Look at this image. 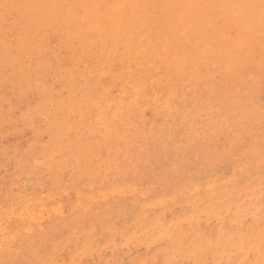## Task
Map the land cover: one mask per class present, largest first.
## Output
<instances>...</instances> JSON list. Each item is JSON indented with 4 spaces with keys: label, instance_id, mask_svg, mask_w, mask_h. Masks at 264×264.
Listing matches in <instances>:
<instances>
[{
    "label": "rangeland",
    "instance_id": "obj_1",
    "mask_svg": "<svg viewBox=\"0 0 264 264\" xmlns=\"http://www.w3.org/2000/svg\"><path fill=\"white\" fill-rule=\"evenodd\" d=\"M0 229V264H264V0H0Z\"/></svg>",
    "mask_w": 264,
    "mask_h": 264
},
{
    "label": "bare ground",
    "instance_id": "obj_2",
    "mask_svg": "<svg viewBox=\"0 0 264 264\" xmlns=\"http://www.w3.org/2000/svg\"><path fill=\"white\" fill-rule=\"evenodd\" d=\"M152 51H154V50H152ZM149 58V57H148ZM153 58V57H152ZM230 59V58H229ZM151 60V59H150ZM155 60V59H154ZM175 62V61H174ZM178 62V61H177ZM179 64V63H178ZM196 64V63H195ZM234 64V63H233ZM197 65V64H196ZM195 65V66H196ZM194 66V65H193ZM179 68V67H178ZM186 68V67H185ZM193 68V67H192ZM196 68V67H195ZM136 69H138V66H136ZM194 69V68H193ZM192 69V70H193ZM179 70H180V68H179ZM178 70V71H179ZM191 70V71H192ZM182 71V70H181ZM196 71V70H195ZM189 72V74H190V71H188ZM177 75H179L180 73H176ZM181 75V74H180ZM184 76V75H183ZM185 76H188V74L187 75H185ZM195 76V75H194ZM255 76V75H254ZM178 77V76H177ZM181 77V76H180ZM197 77V76H196ZM161 78V77H160ZM180 79H182V78H180ZM189 79V78H188ZM197 79V78H196ZM179 80V79H178ZM186 80V79H185ZM190 80V79H189ZM194 80V79H193ZM192 80V81H193ZM177 81V80H176ZM128 81H125V85H126V83H127ZM130 82V81H129ZM180 82H181V80H180ZM200 82V81H199ZM201 82H203V80L201 81ZM131 84V83H130ZM130 84H128V85H130ZM164 84V83H163ZM181 84V83H180ZM190 85V84H189ZM156 86V85H155ZM182 86V85H181ZM181 86H179L180 88H181ZM184 86V85H183ZM164 87H165V85H164ZM191 87V86H190ZM192 87H193V85H192ZM194 87H195V85H194ZM210 87V86H209ZM173 88H175V86L173 87ZM189 87H187L186 89H188ZM178 89V88H177ZM189 90V89H188ZM211 90V89H210ZM221 90V89H220ZM145 91V90H144ZM170 91V90H169ZM181 91V90H180ZM185 91V90H184ZM190 91V90H189ZM230 91V90H229ZM153 92V91H152ZM194 92V91H193ZM227 92H228V90H227ZM179 93V92H178ZM156 94V93H155ZM168 94V93H167ZM167 94H166V96H167ZM172 93L170 92V95H171ZM182 94H183V92H182ZM181 94V95H182ZM215 94V93H214ZM139 95V94H138ZM159 95V94H158ZM184 95V94H183ZM182 95V96H183ZM198 95V94H197ZM261 95V94H260ZM134 96H136V95H134ZM154 96V95H153ZM164 96V95H163ZM165 96V97H166ZM259 96V95H258ZM139 97V96H138ZM155 97V96H154ZM160 96H157V98H159ZM172 97V96H171ZM174 97V96H173ZM172 97V99L174 100V98ZM175 97H177V96H175ZM263 97V96H262ZM135 98V97H134ZM133 98V99H134ZM148 98H150V97H148ZM156 98V97H155ZM168 98V97H167ZM182 98V97H181ZM185 98V97H184ZM254 98V97H253ZM259 98H260V96H259ZM132 99V100H133ZM147 99V98H146ZM164 99V98H163ZM169 99H171L170 97H169ZM183 99V98H182ZM221 99V98H220ZM238 99V98H237ZM176 100H177V98H176ZM255 100V99H254ZM134 101V100H133ZM132 101V102H133ZM179 101H180V99H179ZM184 101V100H183ZM225 101V100H224ZM237 102H238V100H236ZM135 102V101H134ZM134 102H133V104H134ZM172 102V101H171ZM129 103H131V102H129ZM128 103V104H129ZM159 103V102H158ZM160 103H162L161 101H160ZM159 103V108H160V110L159 111H163L164 110V112L165 111H168V112H170V113H173V111L171 110L172 109V106H170V102H169V100H166V102L165 103H163V105H161ZM235 103V102H234ZM148 104V103H147ZM146 104V105H147ZM152 104L154 105V103L152 102ZM245 104V103H244ZM243 104V105H244ZM137 105H139V104H137ZM155 105H157V104H155ZM175 105V104H174ZM177 105V104H176ZM127 106V105H126ZM181 106V105H180ZM206 106V105H205ZM204 106V107H205ZM121 107V106H120ZM127 107H130V106H127ZM136 107V106H135ZM145 107V106H144ZM148 107H150V106H148ZM154 107V106H153ZM156 107V106H155ZM154 107V108H155ZM171 107V108H170ZM176 106H174V108H175ZM178 107V106H177ZM182 107V106H181ZM116 109V108H115ZM118 109V108H117ZM128 109V108H127ZM187 109V108H186ZM226 109V108H225ZM225 109H223V110H225ZM145 110V109H144ZM175 110V109H174ZM116 111V110H115ZM126 111V110H125ZM133 111H134V109H133ZM155 111H157V110H155ZM172 111V112H171ZM214 111V110H213ZM226 111V110H225ZM238 111V110H237ZM97 112V111H96ZM98 112H99V110H98ZM163 112V113H164ZM167 112V113H168ZM177 112V111H176ZM175 112V113H176ZM204 112H205V109H204ZM210 112V111H209ZM100 113H101V111H100ZM128 113L129 112H127V116H128ZM203 113V112H202ZM99 114V113H98ZM134 114V113H133ZM143 114V113H142ZM254 114V113H253ZM120 115V114H119ZM181 115V114H180ZM115 116H117V115H115ZM167 116V115H166ZM188 117V116H187ZM186 117V118H187ZM185 118V117H184ZM208 118V117H207ZM122 119V118H121ZM147 119V118H146ZM167 119V118H166ZM169 119V118H168ZM251 120V119H250ZM253 120V119H252ZM184 121V120H183ZM127 123V122H126ZM164 123V122H163ZM120 124V123H119ZM140 126V125H139ZM137 127V126H136ZM143 127V126H142ZM162 127V126H161ZM204 127V126H203ZM178 128V127H177ZM205 129V128H204ZM161 130V129H160ZM203 130V129H202ZM144 132V131H143ZM91 133V132H90ZM89 134V133H88ZM141 135V134H140ZM154 135V134H153ZM112 136V135H111ZM118 137H120V136H118ZM124 138V137H123ZM106 139V138H105ZM149 139V138H148ZM151 140V139H150ZM105 141V140H104ZM173 141V140H172ZM72 144V143H71ZM74 144V143H73ZM164 144V143H163ZM66 147V146H65ZM165 148V147H164ZM255 149V148H254ZM228 150V149H227ZM252 151H253V149H252ZM126 153V152H125ZM116 154V153H115ZM69 155V154H68ZM28 159H30V158H28ZM150 159V158H149ZM130 160V159H129ZM35 163H37V162H35ZM169 164V163H168ZM253 165H254V163H253ZM31 166V165H30ZM187 166V165H186ZM243 166V165H242ZM255 166H256V164H255ZM241 167V166H240ZM175 170V169H174ZM240 170H242L241 168H240ZM260 170V169H259ZM167 171V170H166ZM205 172V171H204ZM34 173V172H33ZM161 174V173H160ZM236 175V174H235ZM234 175V176H235ZM242 175V174H241ZM43 176V175H42ZM165 176V175H164ZM163 176V177H164ZM140 178V177H139ZM138 178V179H139ZM229 179V178H228ZM235 179V178H234ZM252 179V178H251ZM225 180V179H224ZM231 180H233V179H231L230 178V181ZM236 180V179H235ZM234 180V181H235ZM47 181V180H46ZM222 181V180H221ZM254 181V180H253ZM139 182V181H138ZM214 182V181H213ZM215 182H216V180H215ZM214 182V183H215ZM252 182V181H251ZM134 184H135V182H133ZM169 183V182H168ZM213 183V184H214ZM217 183V182H216ZM221 183H223V182H221ZM230 183V182H229ZM128 184V183H127ZM138 184V183H137ZM141 184V183H140ZM153 183H151V185H152ZM156 184V183H155ZM154 184V185H155ZM212 183H210L209 184V186L211 185ZM183 185H185V184H183ZM216 185V184H215ZM87 186V185H86ZM85 186V187H86ZM130 186H132V184L130 185ZM156 186V185H155ZM207 186V185H206ZM37 187V186H36ZM111 187V186H110ZM121 187V186H120ZM132 187H134V186H132ZM150 187V186H149ZM194 187V186H193ZM212 187H213V185H212ZM212 187H210V189L212 188ZM41 188V187H40ZM49 188H51V189H53L52 187H49ZM112 188H113V186H112ZM129 188V187H128ZM158 189H159V187H157ZM172 188V187H171ZM196 188V189H195ZM197 188H198V186H196V187H194V189L195 190H197ZM200 188V187H199ZM34 190H35V188H33ZM32 189V190H33ZM98 189V188H97ZM193 189V190H194ZM203 189V188H202ZM207 189V188H206ZM46 190V189H45ZM117 190H118V188H117ZM116 189H114V191H117ZM120 190V189H119ZM155 190V189H154ZM208 190V189H207ZM39 191V190H38ZM40 191H41V189H40ZM132 191H134V190H132ZM132 191H129V192H131L132 193ZM157 191V190H156ZM190 188L188 189V188H186V186H183L182 188H181V190L179 191V197H186L189 193H190ZM48 192V191H47ZM49 192H51V191H49ZM78 192V191H77ZM102 192V191H101ZM113 191L111 190V192L109 191V193L111 194V195H113V194H115V192H113ZM121 192V191H120ZM151 192H153V191H151ZM194 192H197V191H194ZM193 192V193H194ZM224 192H226V191H224ZM41 193V192H40ZM117 193V192H116ZM130 193V194H131ZM147 193V192H146ZM145 192H143V194H146ZM150 193V192H149ZM197 193H199V191L197 192ZM259 190H255V195H257V196H255L256 197V199H255V201H258V204L260 203V201H262L263 200V197H262V195H259ZM99 194H102V193H99ZM99 194H97V192H96V194H92V193H90V192H81V193H79V195H78V193H77V195H78V197L79 198H81L82 200H91V199H93V200H95V198H97V197H99L100 195ZM104 194V193H103ZM102 194V195H103ZM106 194V193H105ZM104 194V195H105ZM118 194V193H117ZM133 194H135V191H134V193ZM170 194V193H169ZM196 194V193H195ZM118 195H121L120 193L118 194ZM139 195L140 196H142L143 197V195H141L140 193H139ZM157 195V194H156ZM43 196V195H42ZM45 196V195H44ZM50 196V195H49ZM60 196V195H59ZM144 196H146V195H144ZM148 196V195H147ZM146 196V197H147ZM191 195H189L188 197H190ZM222 196V195H221ZM56 197H58V196H56ZM103 197H105V196H103ZM134 197V196H133ZM101 198H102V196H101ZM106 198V197H105ZM143 198H145V197H143ZM148 198V197H147ZM163 198V197H162ZM80 199V200H81ZM108 199V198H107ZM160 199V198H159ZM254 199V198H253ZM253 199H252V201H253ZM93 200H92V203H93ZM102 200H103V198H102ZM39 201V200H38ZM100 201H101V199H100ZM157 201V200H156ZM156 201H154L155 203H156ZM164 201V200H163ZM162 201V202H163ZM168 201H171V200H168ZM173 201V200H172ZM185 201H187V199H185ZM149 202V201H148ZM147 202V203H148ZM158 202V201H157ZM202 202V204H203V201H201ZM200 202V203H201ZM33 203L34 202H31V199H28V201H26V204L24 203V205H23V207L22 208H20L21 210H19L20 212L19 213H17L18 214V218L19 219H21V220H26V219H30L31 220V222H33V223H36V222H38V220L40 219L39 217H42L41 216V214H39V213H41V211L39 212V213H37V214H39V215H36L35 214V212L32 210V211H30V208L31 207H33ZM52 203V202H51ZM155 203L153 204V205H155ZM161 203V202H160ZM160 203H157L158 205L160 204ZM252 203V202H251ZM171 204V203H170ZM173 204H174V202H173ZM78 205V204H77ZM76 205V206H77ZM141 205V204H140ZM146 205V204H145ZM200 205V204H199ZM180 206V205H179ZM34 207H36V206H34ZM52 207V206H51ZM60 207V206H59ZM59 207H56V208H59ZM80 207V205L77 207V208H79ZM149 207H151V206H149ZM153 207V206H152ZM164 207V206H163ZM172 207V206H171ZM174 207V206H173ZM251 209H252V211H253V209H257L258 208V205H254V204H251ZM153 208H155V207H153ZM156 208H158V207H156ZM170 208V207H169ZM33 209V208H32ZM74 209V208H73ZM3 210V209H2ZM35 210V209H34ZM40 210H43V209H40ZM45 210V209H44ZM210 210V208H208L207 206H204V205H202V207H200L197 211H198V213L199 214H203V215H206V214H208L209 211ZM11 211V210H10ZM60 211V210H59ZM58 210H56L55 212H57V214H58V212H59ZM172 211V210H171ZM166 212V211H165ZM169 212V211H168ZM12 213H14V211H12V212H10V214H12ZM9 214V213H8ZM82 214H84V213H82ZM164 214V213H163ZM47 215V214H46ZM50 215V214H49ZM56 215V214H55ZM11 216V215H10ZM48 216V215H47ZM58 216H59V214H58ZM62 216V215H61ZM64 216V215H63ZM164 216L165 215H162L160 218H162V220L164 221ZM60 217V216H59ZM76 217V216H75ZM201 217V216H200ZM79 218V217H78ZM81 218V217H80ZM167 218V217H166ZM10 219V218H9ZM43 219H41L40 221H42ZM47 220H48V218H47ZM168 220V219H167ZM166 221V220H165ZM115 224V223H114ZM136 224V223H135ZM244 224V223H243ZM132 225H134V224H132ZM2 226V225H1ZM135 226V225H134ZM231 226V225H230ZM38 227V226H37ZM79 227V226H78ZM159 227L161 228V230H164V229H166L167 227H168V225L166 224V223H164V222H160V225H159ZM178 227V223H174L173 225H172V228L174 229V228H177ZM248 227V226H247ZM32 228V227H31ZM170 228V227H169ZM2 229V228H1ZM0 229V232L2 231ZM250 229V228H249ZM30 230V229H29ZM39 230H41V229H39ZM251 230V229H250ZM249 230V231H250ZM253 231V230H252ZM124 232V231H123ZM4 233H6V232H3V235H4ZM16 233V232H15ZM27 233V232H26ZM33 233V232H32ZM134 233V232H133ZM76 234V233H75ZM150 235H151V233L150 234H148L147 236H148V238L150 237ZM254 235V234H253ZM256 236H258V235H256ZM114 237V236H113ZM136 237V236H135ZM243 238V237H242ZM2 239V238H1ZM0 239V241H2ZM11 239V238H10ZM16 239V238H15ZM72 239V238H71ZM115 239V238H114ZM246 239V238H245ZM8 240V239H7ZM203 240V239H202ZM74 241V240H73ZM72 241V242H73ZM90 241V240H89ZM74 242H76V241H74ZM258 242V241H257ZM153 243V242H152ZM7 244V243H6ZM261 244V243H260ZM155 245V244H154ZM139 246V245H138ZM1 247V246H0ZM4 247H6V246H4ZM9 247H11V246H9ZM8 247V248H9ZM80 247V246H79ZM84 247V246H83ZM140 247V246H139ZM151 247H152V245H151ZM154 247V246H153ZM242 247V246H241ZM244 247V246H243ZM141 248V247H140ZM65 249V248H64ZM116 249V248H115ZM117 250V249H116ZM115 250V251H116ZM141 250V249H140ZM204 253V252H203ZM130 254V253H129ZM155 256H156V254H154ZM155 256H154V260H155ZM237 257V256H236ZM251 257V256H250ZM63 258H64V255H63ZM4 259H7V258H4ZM250 259V258H249ZM233 260V259H232ZM235 260V259H234ZM33 261V260H32ZM85 262V261H84ZM27 263V262H26ZM207 264H209V263H207ZM248 264V263H247Z\"/></svg>",
    "mask_w": 264,
    "mask_h": 264
}]
</instances>
